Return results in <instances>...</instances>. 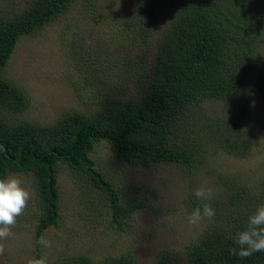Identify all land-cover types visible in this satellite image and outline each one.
I'll return each instance as SVG.
<instances>
[{
    "label": "trees",
    "instance_id": "trees-1",
    "mask_svg": "<svg viewBox=\"0 0 264 264\" xmlns=\"http://www.w3.org/2000/svg\"><path fill=\"white\" fill-rule=\"evenodd\" d=\"M158 1L132 0L134 9L114 11L107 22L117 28L123 42L133 41L153 26L147 11ZM72 2L30 0L18 13L0 17V179L11 172L35 177L40 212L34 231V259L43 258L40 237L60 216L55 179L58 163L103 194L111 222L121 228L146 206L136 192L145 187L126 176L123 168L114 167V177H125L115 189L89 157L95 144L106 142L118 164L141 169L173 164L184 174L194 173L207 147L227 146L216 132L218 124L212 127L195 108L243 88L252 51L264 34V0H178L177 10L169 17L150 58L120 52L115 59L108 56V63L101 60L98 73L128 84L126 96L95 93L99 82L96 74L83 86L89 90L85 95L89 103L83 110L66 111L48 125L17 124L13 116L23 113L29 100L26 92L2 77L1 70L21 36L31 35ZM251 76L252 84L264 96V67L255 69ZM83 87L77 85L76 97L80 98ZM235 179L241 184L227 182L228 191L219 199L201 201L195 195L184 199L189 215L203 203H209L215 215L203 219L201 233L180 251L160 253L157 264H264V252L243 259L230 254V249L238 248L237 233L264 204V173L257 184ZM143 191L154 196L151 188ZM249 199L254 210L238 211ZM48 264H136V257L132 251L96 260L59 254Z\"/></svg>",
    "mask_w": 264,
    "mask_h": 264
},
{
    "label": "rangeland",
    "instance_id": "rangeland-1",
    "mask_svg": "<svg viewBox=\"0 0 264 264\" xmlns=\"http://www.w3.org/2000/svg\"><path fill=\"white\" fill-rule=\"evenodd\" d=\"M29 1L0 0V17L18 13ZM158 2L147 11L153 26L133 41L123 42L117 28L107 22L114 11L128 13L131 6L134 9L132 0H73L62 14L31 35L21 36L1 70L2 77L26 92L29 100L27 109L13 116L14 121L48 125L66 111L83 110L89 103L85 98L89 90L83 86H88L96 74L99 82L95 84V93L126 96L128 84L99 74V65L101 60L108 63V56L117 58L120 52L151 57L169 17L177 10L178 0ZM252 52L253 61L238 93L206 100L195 108L212 127L218 124L216 132L227 146L207 147L192 176L173 164L147 169L124 166L116 163L106 142L95 144L89 157L97 170L106 173L104 178L115 189L125 177H114V167L123 168L126 176L137 180L138 186L154 190V196L143 191L145 188L136 191L146 206L133 213L126 226L119 228L111 222L108 202L100 191L77 172L58 163L55 179L60 216L57 224L41 235L51 242V247L40 244L43 257L50 260L59 254H80L96 260L132 251L136 264H157L160 253L180 251L203 229V219L189 223L184 204L188 195L203 187L211 190L212 199H219L228 191V183L241 184L235 178L257 184L264 173V96L252 84L251 74L264 67V34ZM77 85L83 87L80 98L76 97ZM9 176L21 180L30 199L23 215L17 217L12 235L0 240L5 249L0 254V264H28L34 259V231L40 212L35 177L21 172H11L6 178ZM251 210L250 199L238 206L240 212Z\"/></svg>",
    "mask_w": 264,
    "mask_h": 264
},
{
    "label": "clouds",
    "instance_id": "clouds-1",
    "mask_svg": "<svg viewBox=\"0 0 264 264\" xmlns=\"http://www.w3.org/2000/svg\"><path fill=\"white\" fill-rule=\"evenodd\" d=\"M254 103V102H253ZM195 197L201 201L212 198L210 189L198 188ZM30 192L22 186V182L15 176L0 179V240H5L12 235L11 229L15 226L17 217L23 215L28 205ZM215 212L209 203L193 210L189 223L196 224L204 218H212ZM39 243L51 247V242L41 237ZM235 243L238 248L230 249V254L239 258H247L256 252H264V204L257 207L256 211L248 217L246 228L237 233ZM4 246L0 244V254L4 253ZM28 264H48L46 257L32 259Z\"/></svg>",
    "mask_w": 264,
    "mask_h": 264
}]
</instances>
